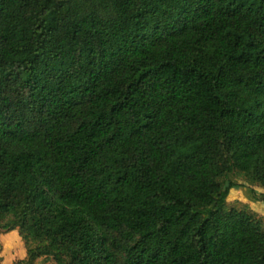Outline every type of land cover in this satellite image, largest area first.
Segmentation results:
<instances>
[{"label": "trees", "instance_id": "1", "mask_svg": "<svg viewBox=\"0 0 264 264\" xmlns=\"http://www.w3.org/2000/svg\"><path fill=\"white\" fill-rule=\"evenodd\" d=\"M264 0H0V231L18 264H264Z\"/></svg>", "mask_w": 264, "mask_h": 264}, {"label": "rangeland", "instance_id": "2", "mask_svg": "<svg viewBox=\"0 0 264 264\" xmlns=\"http://www.w3.org/2000/svg\"><path fill=\"white\" fill-rule=\"evenodd\" d=\"M234 180L246 184L242 189L244 193L236 196L230 192L228 197L229 207L242 208L245 204L260 216L264 217V189L254 186L244 180L242 176L234 177ZM27 255L26 244L19 231H0V264H18ZM36 264H54L49 258L41 257Z\"/></svg>", "mask_w": 264, "mask_h": 264}, {"label": "crops", "instance_id": "3", "mask_svg": "<svg viewBox=\"0 0 264 264\" xmlns=\"http://www.w3.org/2000/svg\"><path fill=\"white\" fill-rule=\"evenodd\" d=\"M231 192L236 196H240L242 193H244V190L242 188H233L231 189Z\"/></svg>", "mask_w": 264, "mask_h": 264}]
</instances>
